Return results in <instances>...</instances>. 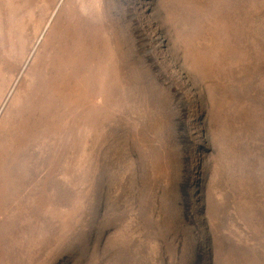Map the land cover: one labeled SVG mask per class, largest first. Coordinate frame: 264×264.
I'll use <instances>...</instances> for the list:
<instances>
[{"label":"rangeland","instance_id":"obj_1","mask_svg":"<svg viewBox=\"0 0 264 264\" xmlns=\"http://www.w3.org/2000/svg\"><path fill=\"white\" fill-rule=\"evenodd\" d=\"M0 264H264V0H0Z\"/></svg>","mask_w":264,"mask_h":264},{"label":"bare ground","instance_id":"obj_2","mask_svg":"<svg viewBox=\"0 0 264 264\" xmlns=\"http://www.w3.org/2000/svg\"><path fill=\"white\" fill-rule=\"evenodd\" d=\"M110 42V41H109ZM113 56V55H112ZM120 65V64H119ZM120 77V76H119Z\"/></svg>","mask_w":264,"mask_h":264}]
</instances>
